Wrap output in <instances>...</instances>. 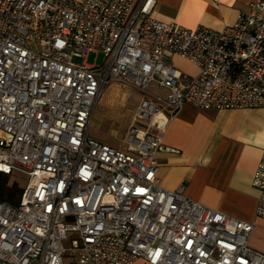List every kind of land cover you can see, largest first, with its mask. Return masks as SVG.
I'll list each match as a JSON object with an SVG mask.
<instances>
[{
    "label": "built area",
    "instance_id": "1",
    "mask_svg": "<svg viewBox=\"0 0 264 264\" xmlns=\"http://www.w3.org/2000/svg\"><path fill=\"white\" fill-rule=\"evenodd\" d=\"M154 4L0 0V172L27 176L17 202L0 198V264H264L248 243L255 221L157 177L164 109L264 107V0L220 30L156 19ZM98 51L103 62L88 63ZM110 81L148 93L124 148L88 134ZM252 183L264 191V151Z\"/></svg>",
    "mask_w": 264,
    "mask_h": 264
},
{
    "label": "crops",
    "instance_id": "2",
    "mask_svg": "<svg viewBox=\"0 0 264 264\" xmlns=\"http://www.w3.org/2000/svg\"><path fill=\"white\" fill-rule=\"evenodd\" d=\"M154 1L150 16L156 19L220 30L234 23L256 0ZM176 59L189 62L197 71L191 61L170 57L173 64ZM129 88L110 81L98 100L106 108L125 114L126 122L132 111L125 107ZM157 121L164 127L162 140L168 147L157 152L159 184L176 189L184 183L185 194L192 199L239 219L255 221L248 243L264 251V218L256 215V207L264 204V191L252 183L264 151V107L201 109L185 103L176 113L164 109ZM130 264L150 263L138 257Z\"/></svg>",
    "mask_w": 264,
    "mask_h": 264
},
{
    "label": "rangeland",
    "instance_id": "3",
    "mask_svg": "<svg viewBox=\"0 0 264 264\" xmlns=\"http://www.w3.org/2000/svg\"><path fill=\"white\" fill-rule=\"evenodd\" d=\"M103 60L104 55L102 51H98L97 53L89 52L86 56V61L92 64H101ZM174 64L186 73H194V66L185 60L176 59L174 61ZM148 90L152 92L155 91L159 93H164V89L156 87L155 84L149 85ZM127 93L128 99L126 101L125 107L127 106L128 108H132L130 115L128 116V118H126L127 122L125 121V114H120L119 112L117 113L110 110L109 108H106L104 102L102 101L97 102L89 124L88 131L90 135H93L99 138V140L112 146L124 148V142L122 138H124L125 136L126 128L131 120L133 111L142 99V97L148 96V93L146 91H140L134 87L129 88V91ZM26 181L27 176L24 172L13 170L8 175L6 185H11L12 183H19L20 186H24L26 184ZM68 236L70 239L78 238L77 233L74 231H68ZM69 244V241L65 242L66 246H69ZM70 254V250H67L64 255L65 261L68 262L67 258L70 256Z\"/></svg>",
    "mask_w": 264,
    "mask_h": 264
},
{
    "label": "trees",
    "instance_id": "4",
    "mask_svg": "<svg viewBox=\"0 0 264 264\" xmlns=\"http://www.w3.org/2000/svg\"><path fill=\"white\" fill-rule=\"evenodd\" d=\"M9 173L1 172L0 175V198L9 200L10 202H17L24 186H20L19 183H12L6 185V181Z\"/></svg>",
    "mask_w": 264,
    "mask_h": 264
}]
</instances>
